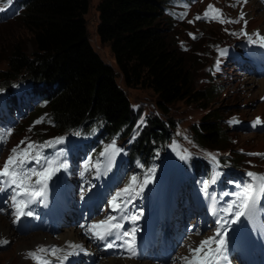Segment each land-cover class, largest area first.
Segmentation results:
<instances>
[{"label": "trees", "instance_id": "16d2710c", "mask_svg": "<svg viewBox=\"0 0 264 264\" xmlns=\"http://www.w3.org/2000/svg\"><path fill=\"white\" fill-rule=\"evenodd\" d=\"M162 6L163 0L99 1L96 33L109 45L116 72L89 43L84 20L88 0H27L23 17L13 25L29 34L30 49L8 43L0 85L23 76L41 83L56 123L52 133L87 126L94 118L106 121V132L130 124L135 114L127 90H147L155 95L161 116L152 117L132 153L149 150L150 138L167 139L173 124L165 116L177 103L204 112L199 129L192 127L200 145L226 149L224 117L210 106L220 88L196 84L202 59L178 49L174 34L162 26Z\"/></svg>", "mask_w": 264, "mask_h": 264}, {"label": "snow or ice", "instance_id": "6c2138e0", "mask_svg": "<svg viewBox=\"0 0 264 264\" xmlns=\"http://www.w3.org/2000/svg\"><path fill=\"white\" fill-rule=\"evenodd\" d=\"M11 0H9V3ZM247 0H235V4H244ZM235 4L232 6L234 7ZM197 20H205L208 22H216L220 24H236L241 21L247 25L245 14L241 12L236 19H230L224 16L221 9L216 8L214 5H208L202 15H197L189 23H194ZM227 31V29H225ZM190 35H192L190 33ZM233 35H237L233 33ZM247 38L248 43L257 45L264 48V34L259 31L252 34L247 33L244 28L238 34ZM196 37L193 35V39ZM220 55H225V51L221 50ZM219 63V62H218ZM41 120L36 123H41ZM232 123H237L233 120ZM261 123L260 118L253 121L252 126L256 127ZM75 135H80V132H75ZM11 135V133H7ZM5 137L0 135V140ZM63 137L55 138L51 141L43 143H36L30 140H22L20 144L11 149L7 159L0 166V193L10 192L8 200L13 209V223L20 221L22 217L33 216L34 213L30 209L33 203H45L48 191V183L52 177L62 169L67 168V164L60 159L63 153H57L56 158H50L44 155V149L53 147L55 144L63 142ZM122 150L117 148L115 140L107 145L100 153L101 157L105 158L103 172L101 171L100 163L93 164L91 159L84 163V171L80 173L83 177L84 173L90 169H96V175L106 174L111 170L115 157ZM181 160L188 158L187 151L184 154L178 153ZM249 155H262L257 153H250ZM213 161L216 160L215 156H211ZM34 165V166H32ZM155 169H148L145 172L143 179L133 175L130 177L128 183L111 197L108 204L112 212L117 215H109L105 219L100 220L90 225H81L85 229V234L90 235L92 239L99 241H106L107 238L113 237L114 239L108 241L105 247L108 249L120 247L125 249L129 254V258L137 256L136 250V233L139 228L136 221L142 216V212L129 213L127 210L128 204L136 199L143 192L147 184L152 182ZM247 180L237 185L238 190L234 193L226 194L231 195L233 199L221 209L215 206L216 197L212 196L213 200L212 213L215 215L217 211L223 213L221 219L216 220L217 229L215 233L197 244L188 247L189 255L181 258L182 264H222L226 259V225L236 224L241 218H245L250 222H254L261 212V199L264 198V173L247 172ZM215 182V178L211 181ZM209 182H203L205 195L207 196V188ZM2 211V209H0ZM130 222L133 226L125 230L124 222ZM117 241L120 243L118 244ZM2 244H7V241H0ZM67 250L44 247H39L35 251L27 253L28 257L32 259L35 264H52L48 259L49 256L56 257L58 264H64L69 257L79 254L84 251L83 247L79 244L69 242Z\"/></svg>", "mask_w": 264, "mask_h": 264}, {"label": "rangeland", "instance_id": "374dc122", "mask_svg": "<svg viewBox=\"0 0 264 264\" xmlns=\"http://www.w3.org/2000/svg\"><path fill=\"white\" fill-rule=\"evenodd\" d=\"M99 1L100 0H88V9L86 14L84 15L89 43L92 46L93 50L102 59V61L109 64L117 72V67L114 63L112 54L109 49V45L101 43L96 33V28L98 25V13L96 10V6ZM225 1L229 2L231 0ZM246 10V18L252 19L249 22V28L259 27L264 33V13L260 9V7L258 5H248L246 7ZM14 22L15 21L5 25H0V70L5 68L3 58L8 49L9 42L10 44H20L27 50L30 49L29 34L23 30L20 24L13 25ZM166 22L164 21L162 23V26L165 29L168 27ZM199 27L205 32V34L204 37L201 39L202 45L200 46V49L204 54H201L203 59L199 62L198 65V84L201 83L200 77L207 76L205 67L209 66L212 62V59L209 58L208 54L210 52V43H214L215 40L225 38L224 35L220 31H218L215 26L209 27L206 25H199ZM175 32L177 33L175 39H177L178 45L180 40H187L186 36L180 30L179 27H175ZM188 42L190 45H192V50H196L197 48H199L196 44L197 42ZM197 51L198 50H196V52L192 54L199 55ZM117 82L120 86H122L121 76L118 77ZM213 82L219 83L222 86L219 95L216 96L210 103L212 110H217L218 114L221 113L222 116L225 118L233 114H239L241 119L248 120L256 114L264 113V101H260V98L264 97V87L263 91L259 92V85H257L259 82L262 81H258L253 77L246 75L242 77L230 75L225 78L220 77L216 80H213ZM127 95L131 103H137L142 101L154 104L156 99L155 95H153L150 91L142 89H128ZM169 110L170 113L167 114L165 118H180L182 119L183 124L186 127H189L193 122H197L204 114V112L200 111L199 109L195 107L185 106V104L183 103H177L172 106V108ZM19 136L20 135H16L14 137V141H16ZM224 136L229 139V149L232 151H236L238 148H242L246 151H264V133L254 134L249 132H236L232 131L231 129H228L224 132ZM51 148L61 149L62 152L67 150V146L64 144V141L62 143L55 144ZM92 163L95 164L96 161H93ZM2 195H4V193H2ZM167 197L168 190L166 186L163 185L157 195V199L161 206L169 208L168 203L166 202ZM170 208L173 209V206H171ZM204 208L210 209L211 205L209 203H206L204 205ZM0 226L10 228V231H12L10 237L6 236L7 238L11 239L10 244L6 248H0V264H29L27 261L22 259L21 252H23V250L25 249H32V246L40 242L33 243L31 246H28L23 249L21 248L19 243L21 241H25V239L27 238L18 237L16 233H14L13 228L9 225L8 220H6V218H4L3 216H0ZM66 232L72 233V231L70 230H66ZM75 233L77 234V232ZM53 238L54 236L52 237V239ZM119 262L120 261H109L108 264H118ZM120 263L124 264L122 262Z\"/></svg>", "mask_w": 264, "mask_h": 264}, {"label": "bare ground", "instance_id": "6f19581e", "mask_svg": "<svg viewBox=\"0 0 264 264\" xmlns=\"http://www.w3.org/2000/svg\"><path fill=\"white\" fill-rule=\"evenodd\" d=\"M259 81H262V82H259L257 85L258 86V89H259V92L263 91V87H264V80H259ZM254 84V83H253ZM256 84V83H255ZM256 85V86H257ZM76 232V231H75ZM72 231V233H67L66 231H64L63 235L66 237V239H68L69 241H77L79 239L78 235ZM10 234H12V231H10V228H6V227H1L0 226V237L2 236H7V237H10ZM42 236H44L43 234H35V235H30V236H27L25 239V241H21L19 243V245L21 246V248H26L28 246H31L33 243H36V242H42ZM19 242V241H17ZM27 243V245H26ZM113 262V261H120L124 264H134L132 261H121V260H111V259H108L106 261H102L101 264H108V262ZM19 262V261H18ZM119 262V263H120ZM118 263V264H119ZM15 264V263H13ZM116 264V263H115ZM121 264V263H120Z\"/></svg>", "mask_w": 264, "mask_h": 264}]
</instances>
